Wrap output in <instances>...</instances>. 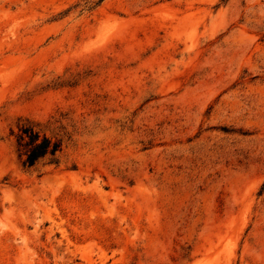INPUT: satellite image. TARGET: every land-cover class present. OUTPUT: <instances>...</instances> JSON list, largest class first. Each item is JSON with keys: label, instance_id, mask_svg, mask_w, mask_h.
Wrapping results in <instances>:
<instances>
[{"label": "rangeland", "instance_id": "1", "mask_svg": "<svg viewBox=\"0 0 264 264\" xmlns=\"http://www.w3.org/2000/svg\"><path fill=\"white\" fill-rule=\"evenodd\" d=\"M0 264H264V0H0Z\"/></svg>", "mask_w": 264, "mask_h": 264}, {"label": "trees", "instance_id": "2", "mask_svg": "<svg viewBox=\"0 0 264 264\" xmlns=\"http://www.w3.org/2000/svg\"><path fill=\"white\" fill-rule=\"evenodd\" d=\"M18 144L23 148L25 165L34 167L39 161L46 157L56 160L57 155L62 151V143L42 134L34 127H25L21 130Z\"/></svg>", "mask_w": 264, "mask_h": 264}]
</instances>
